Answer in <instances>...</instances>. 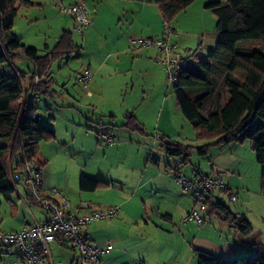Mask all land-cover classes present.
Returning <instances> with one entry per match:
<instances>
[{
    "label": "crops",
    "instance_id": "1",
    "mask_svg": "<svg viewBox=\"0 0 264 264\" xmlns=\"http://www.w3.org/2000/svg\"><path fill=\"white\" fill-rule=\"evenodd\" d=\"M49 1L51 2V0ZM212 1L224 2V0H194L185 10L180 12L172 22L173 27L179 31L178 38L174 39L178 41L176 52L179 57H182L185 54L183 51L187 52V50H191L189 42H192L195 38H197L195 54L204 56L209 51L215 49L218 40V32L215 29L216 18L213 12L205 7L207 3ZM30 2H32V5L28 6L16 2L15 8L17 13L20 10L25 9L26 14H28L35 4L42 6V8L45 7V4L41 3V1L30 0ZM85 4L87 8L92 11V24L94 23V19L100 20L105 16H99V11L97 16H93L94 11H96L93 0H91V7L88 6L87 0H85ZM24 16L25 15L22 17ZM110 19L112 22H117L116 25L118 27L115 38H112L115 40L112 52L104 57L98 55L97 58L94 57L88 59L87 65L84 66L82 64L81 66L83 69L89 68L92 72V80L89 83V87L91 88H88L89 94H84L83 97L93 99V103L87 102L92 106L90 108L87 107L88 104H82V112H87L92 116H95L96 114V122L94 123L90 121L88 129H84L83 127L82 129L87 132H89L88 130L90 129H96V136L103 131H113L112 125L116 123V120L118 119L116 103H113L114 101L112 97L107 99L103 86L106 79L111 80L118 77V75H126L129 78L126 76H123L122 78L126 84L130 83L133 85L135 78L142 81L141 86L139 87L142 97L135 105L129 104L124 108V113L122 114L123 123H120L121 128L124 131H129L124 127V115L132 112L137 123L144 127L145 135H147L146 129L151 128L152 131H155V135L159 136L160 139L184 145L188 143L190 144L189 146H193L192 151L195 150V147H199V144H206L207 141H194L193 139H187V137L181 139V132L178 131L173 124L177 120L181 121V117H184V115L177 105L174 94L172 99L168 102L167 95L162 93L164 90V66L156 59L157 49L155 47L131 48L128 43V38L130 36L160 37L163 34L164 22L157 4H155L153 0H119ZM72 20L73 18L71 21ZM121 21H123L122 27ZM61 27L62 31L58 37H56L54 46L58 42L62 32L69 31L64 19ZM15 34L18 37L21 36L17 33ZM20 38L24 45L37 49L39 55H44L50 52L54 47L45 43L42 48V41L40 43H29L24 37L21 36ZM101 43L107 44V40H103ZM78 58L81 60L80 56H78ZM58 60L59 59L51 63V66L48 69V76L42 78V81L45 83L43 90L46 95L38 100L45 97L51 99V101L55 103L54 96L56 93L62 95L61 91L63 94L65 93L64 96L62 95L64 98H66L65 95H67V97L76 100L73 96L76 89L71 85L72 82L75 84L76 82L70 76L71 73L60 71V67L57 73L52 71L53 64ZM68 63L70 62L68 61ZM2 66H8L14 70L25 73L34 70L32 61L26 58L15 59L12 62L7 61ZM28 80L29 76L26 75L25 82L23 83L24 88H26V82ZM152 80H155V82L151 83ZM57 86L62 90L58 91ZM134 86L135 85H133V87ZM25 94V92L22 94V102L26 97ZM123 104L126 105V99H124ZM78 105L80 106V104ZM46 108L49 112L47 114L49 121L46 124L55 130L53 124L50 123V120L53 119L51 118L50 109L48 107ZM74 110L73 114L75 118H73V120L77 121L78 112H81V110H77L76 112ZM76 121L73 123L69 121L67 122L75 127H80L76 124ZM162 121L163 124H166L168 127H161L160 122ZM84 136H89V134L85 132ZM185 141L187 142L184 143ZM159 142H161V140H159ZM237 144L238 143L212 145L206 154H202L203 156L210 155V166L200 163L198 159L196 160L198 161V167H191L189 174L186 170L183 171V169H186L187 165L180 168L183 172H186L189 177H196L197 174L200 176H209L218 172L223 173L226 183L231 188V192L237 196V191L240 190L239 188L246 187V184L243 181V170L240 163V148L236 146ZM138 149V155H141V153L143 154V152L145 153L142 155V162L128 166L119 163L117 167H113L114 171L119 175L114 185L106 182L107 184L103 188L93 191L82 190L79 186V180L82 176L80 175L77 180L79 191L77 201H73L71 198V200L67 199L58 189L60 194L66 198L70 207L71 203L74 204L72 206L73 208L78 207L84 202L98 205L103 204V207L114 205L120 206L118 216L113 220H106L110 221L105 222L108 225L96 224L94 227L88 228V226L91 225L88 224L84 228L85 233L89 236L91 241L101 244L108 242L112 244V251L110 250L102 254L99 261L95 264H109L113 259L121 256L120 252L126 257L123 259L124 261L122 264H197V251L224 257H233L242 252L237 244L231 242V239L229 240L230 234L228 233V236L224 237L223 234L217 235L213 232V228L201 227L202 225L198 226L192 222L182 223L183 217L189 212L195 202L193 196L184 192L175 179L167 173V166L171 159L165 151L166 158L161 160L158 156L153 155L152 153H149V155L146 156V150H142L141 147ZM150 152H153V150ZM198 154L201 155L200 153ZM10 157L11 156L8 153L7 164ZM36 157L42 163V168L44 169L49 159L45 157L40 159L38 153L36 154ZM87 176L91 177L92 175ZM13 186V193L15 192L18 200L24 205L28 204L29 206L30 204H33L38 207L42 215L39 219H35L34 222L41 221L44 218V213L40 206L27 196V193L21 186L15 184H13ZM42 189H44L43 186L41 187V190ZM111 191L113 198L107 196ZM13 193L9 196V199L2 198L3 200L1 199L0 206L2 201H5L9 206L10 215L14 217L19 212V209L16 202L12 199ZM215 193L217 194L215 195ZM218 195L219 193L217 191L212 193L214 199H217L216 196ZM238 199L239 197L235 201ZM105 202L110 205L105 204ZM235 211L237 212L238 210ZM125 223H128L126 229H138V236L141 243H143L144 240L147 241H145L146 243H143L142 248L137 252L139 254L137 255V259H133L132 256L128 254L132 248V244L128 233H125L122 228ZM220 223L226 227V224L222 222ZM25 224L30 223H24L22 226ZM22 226L10 229H2L0 227V229L10 231L20 229ZM229 229L230 230L228 231H231L233 228L229 227ZM252 235L253 233L240 238V240L248 239V244L254 245V242H250V237H252ZM148 236L151 238L150 241L146 239ZM235 237L238 238L236 234ZM58 249H61V252L69 250L67 248ZM162 252L166 253L164 259H162L160 255ZM9 253L10 251L6 250L2 255ZM147 258H151V263L148 262ZM72 259L73 258L70 259L68 264H70ZM2 262L3 260L0 264H2Z\"/></svg>",
    "mask_w": 264,
    "mask_h": 264
},
{
    "label": "trees",
    "instance_id": "2",
    "mask_svg": "<svg viewBox=\"0 0 264 264\" xmlns=\"http://www.w3.org/2000/svg\"><path fill=\"white\" fill-rule=\"evenodd\" d=\"M193 1L153 0L164 23H172ZM16 2L32 5L30 0H0V65L26 58L32 61L34 70L25 73L13 69L17 73L10 74L0 71V203L2 198L9 199L14 191L8 177L7 154L13 156L21 152L25 160L31 162L37 159L39 142L55 136L52 127L39 121L36 102L46 95L42 78L48 76L51 63L77 47L70 31H63L56 45L44 55L24 45L13 32ZM205 7L216 18V47L204 56L193 53L185 59L180 57L183 63L172 91L182 114L193 126L196 139L207 141L194 148L198 153L206 154L212 145L251 141V148L262 167L264 195V0L212 1ZM250 43L260 46H244ZM236 71L244 75L243 80L234 75ZM26 75L29 80L24 88ZM36 75L40 82L33 85ZM33 88L38 92V99L30 96ZM24 92L26 97L22 102ZM124 119L125 128L145 135L144 127L137 123L132 112L125 114ZM160 140L170 159L181 156L182 165L188 162L193 146ZM106 184L86 175L79 180L80 189L87 191L103 188ZM205 206L206 215L233 228L238 238L252 234L250 222L230 211L212 194L207 197ZM260 247L256 255L233 257L195 251L197 264H264V246Z\"/></svg>",
    "mask_w": 264,
    "mask_h": 264
},
{
    "label": "rangeland",
    "instance_id": "3",
    "mask_svg": "<svg viewBox=\"0 0 264 264\" xmlns=\"http://www.w3.org/2000/svg\"><path fill=\"white\" fill-rule=\"evenodd\" d=\"M34 1H41V3L45 4V7L42 8V6L35 4L28 14H26L25 9L20 10L14 20V32L24 37L29 43H40L42 41V48L45 43L53 47L56 37H58L62 31L61 24L64 19L69 31L72 33L73 42L77 46L74 51L69 54H64L63 58H60L53 64L52 71L54 73H57L60 67V71L70 72V76L73 78L74 72L83 69L81 66L82 64L84 66L87 65L88 59L94 57L97 58L98 55L104 57L112 52L113 43L115 42L112 38H115L118 27L116 25L117 22H112L110 17L119 0H93L96 7L93 16H97L98 11L100 12L99 16H105L100 20L94 19V23L86 27L82 33L75 29L74 22L73 20L71 21L72 18L69 15L63 14L59 11L54 5L53 0H51V2L49 0ZM69 1L70 0H65L63 2L64 5H67ZM87 2L88 6L91 7V0H87ZM23 15L25 16L22 17ZM122 23L123 21H121V27ZM178 36L179 31L177 29L176 36L173 37V40L175 38L177 39ZM103 40H107V44H102L101 42H103ZM174 42L177 43L178 41L174 40ZM196 44L197 38L193 39L192 42H189L191 50L188 52L183 51L185 53L184 55L182 54L184 59L187 58V56L196 53ZM244 46L255 47L260 45L258 43H250L249 45L247 44ZM196 55L201 56L200 54ZM78 56L81 57V60ZM68 61L70 63H68ZM234 75L238 76L240 80L244 79V75L240 71L234 72ZM123 76L126 75H118V77L111 80L106 79L103 86L107 99L112 97L114 101L113 103H116V112L118 114L116 123L112 125L113 131L111 132L115 137L112 145H105L104 143H101V140L98 141L100 136H96V129H90L88 130L89 132L84 130L88 129L90 121L94 123L96 122V114L95 116H92L87 112H82V104L93 103V99L83 97L84 94H86V91L80 84L77 85V83H71L76 89V92L73 93L76 100L67 97V95H65L66 98H64L63 96L65 93L63 94L61 91L63 96L60 93H56L54 96L55 103L52 102L51 99L45 97L36 102V114L39 116V121L43 125L49 121L47 117L49 112L46 108L48 107L50 109L51 118H53L51 119L49 117L51 119L50 123L53 124L56 131V137L54 136L47 140H41L38 144V157L40 159L44 157L49 159L47 165H45L43 169L41 187L43 186L44 189H49L50 191L53 188H57L67 199L71 198L73 201H77L79 192L77 180L80 175H92L91 178L95 177L94 179H99L114 185L119 175H117L113 167H117L119 163L128 166L142 162V155L145 153L143 152V154L141 153V155H138L139 147L144 151L146 150V156H148L149 153H152L153 155L158 156L161 160L166 158L161 146L162 143L159 142L160 138L155 135V131H152L151 128L146 129L147 135H141L134 131L127 132L121 128L120 123H123L122 114L124 113V108L129 104L135 105L142 97L141 90L139 89L142 81L135 78L133 81V85L135 86L133 87L132 84L125 83L124 79H122ZM126 77L129 78L128 76ZM163 78L164 90L162 93L167 95L169 102L173 97L172 82L169 80L165 68ZM154 82L155 80L151 81V83ZM89 85L88 88L90 89L91 87H89ZM57 88L58 91L62 90L59 86H57ZM223 98L226 100V92L223 93ZM124 99H126V105L123 104ZM78 104H80V106ZM87 107L90 108L92 106L88 104ZM73 110L75 112L81 110V112H78L77 121L73 120V118H75ZM67 121L72 123L76 121V124L80 127L70 125ZM173 124L176 126V129L181 132V139L187 137V139H193L194 141L197 140L195 130L187 119L181 117V121L177 120ZM160 126L166 127L167 125H164L162 121L160 122ZM82 127L84 129H82ZM85 132L89 134V136H84ZM186 142L187 141L184 143ZM201 144H199V146H201ZM186 145L190 144L186 143ZM236 146L240 148V163L243 170V181L245 182L246 187L239 188L240 190L237 191V198L239 197L237 201H232L228 193L218 192L219 195L216 197L219 201L225 204L230 211L235 212L239 216H243L250 222L253 228V235L250 237V242H254L255 244L249 245L248 239L240 240V238H236L234 229L228 231L230 230L228 225L225 227L216 217L208 216L205 213H203L205 223L201 227L213 228V232L217 235L223 234L224 237L228 236L227 233L230 234L229 240L231 239L230 241L237 244L239 249L242 250L238 255H256L261 249L260 246H264V195H262L261 184L262 167L258 163L256 155L251 148L250 140L247 139L242 143H238ZM148 150H153V152ZM188 158L189 160L185 164L187 165L186 169H183V171L186 170L188 174L191 167H198V161H196L198 159L200 163H203L204 165L210 166L209 162L211 163L210 155H199L197 150L192 151L191 149ZM185 165H181V167H184ZM186 172H184L185 175L189 176ZM44 189H42L44 195H51L49 190ZM108 194L109 195L107 196L109 198H113L112 191ZM216 194L217 193H215V195ZM12 199L18 205L19 212L16 216H11L9 206L5 201H2L0 206V227L2 229L18 228L24 223H33L35 219L37 220L41 217L42 213L38 207L33 204H30L29 206L28 204L24 205L17 199L15 192L12 195ZM105 204L109 203L105 202ZM73 205L74 204L71 203V208H73ZM100 205L103 207V204ZM235 210L238 211L236 212ZM105 222L110 221H94L90 223L91 225H89L88 228L94 227L96 224L106 225L107 223ZM127 224L128 223H125L122 228L125 233H128L132 244V248L128 254L131 255L133 259H137V255H139L137 252L142 248L143 243L146 240L141 243L138 236V229H126ZM146 239H148V241L151 240L149 236ZM51 247L56 259H60L63 264L69 263L73 255L71 251L66 250L61 252L62 250L58 249L55 244H52ZM120 254V257L113 259L109 264H122L124 261L123 259L126 257L125 255H122V252H120ZM160 255L162 259L166 257L165 252H162ZM15 259L16 252L13 250L9 254L2 255V264H15ZM147 259L148 262L151 263V258Z\"/></svg>",
    "mask_w": 264,
    "mask_h": 264
},
{
    "label": "built area",
    "instance_id": "4",
    "mask_svg": "<svg viewBox=\"0 0 264 264\" xmlns=\"http://www.w3.org/2000/svg\"><path fill=\"white\" fill-rule=\"evenodd\" d=\"M65 0H53L54 5L63 14L73 18L74 27L82 33L86 27L92 24V11L85 4V0H70L64 5ZM163 34L160 37L130 36L128 43L131 47H155L157 49V61L160 62L167 72L172 84L176 81L182 60L178 56L177 43L173 37L176 30L172 23H164ZM0 71L8 74L15 73L12 68H2ZM17 73V72H16ZM73 78L89 94L88 85L92 80V72L89 68L74 72ZM40 82L36 75L33 85ZM30 96L38 99V92L33 88ZM98 141L105 145H112L115 137L111 131H103ZM160 138L159 136H157ZM182 157L171 158L167 166V173L180 185L181 189L193 196L195 202L189 212L185 214L182 223L192 222L198 226L205 223V202L213 192H228L230 199L235 201L236 194L231 192L226 183L223 173H214L209 176L189 177L181 170ZM43 176L42 163L35 159L26 161L20 152L8 159V177L10 181L21 186L27 196L40 206L44 212L41 221L25 224L18 230L0 229V263L4 251H15V264H63L56 259L52 252V244L57 248H67L73 253L70 264H95L102 254L112 249L108 243H96L91 241L84 228L91 222L98 220H113L117 217L120 207H102L90 202L81 203L78 207L71 208L68 201L62 196L57 188H53L51 195H44L41 190Z\"/></svg>",
    "mask_w": 264,
    "mask_h": 264
}]
</instances>
